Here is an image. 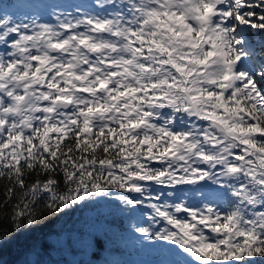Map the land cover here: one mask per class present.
I'll use <instances>...</instances> for the list:
<instances>
[{
  "label": "snow or ice",
  "instance_id": "snow-or-ice-1",
  "mask_svg": "<svg viewBox=\"0 0 264 264\" xmlns=\"http://www.w3.org/2000/svg\"><path fill=\"white\" fill-rule=\"evenodd\" d=\"M62 5L0 4V251L105 202L161 264L264 261V0Z\"/></svg>",
  "mask_w": 264,
  "mask_h": 264
},
{
  "label": "trees",
  "instance_id": "trees-1",
  "mask_svg": "<svg viewBox=\"0 0 264 264\" xmlns=\"http://www.w3.org/2000/svg\"><path fill=\"white\" fill-rule=\"evenodd\" d=\"M12 1L15 0H0V4ZM98 219L113 222L115 234L110 237L106 250L93 255L87 242L80 238V232L91 230ZM120 223L121 214L111 204L101 202L99 205L78 208L55 224L33 234L42 239L48 232L63 233L60 240L50 242L48 251L41 252L39 256H29L24 247L13 243L5 245L3 252L0 251V260H3V264H29L30 261H38L39 264H128L131 251L125 240L126 233L121 232ZM253 259L257 260V264H264L258 258Z\"/></svg>",
  "mask_w": 264,
  "mask_h": 264
},
{
  "label": "rangeland",
  "instance_id": "rangeland-1",
  "mask_svg": "<svg viewBox=\"0 0 264 264\" xmlns=\"http://www.w3.org/2000/svg\"><path fill=\"white\" fill-rule=\"evenodd\" d=\"M93 3H95V0L93 1ZM97 12H99V10ZM131 263H132V260L129 261V264H131Z\"/></svg>",
  "mask_w": 264,
  "mask_h": 264
}]
</instances>
